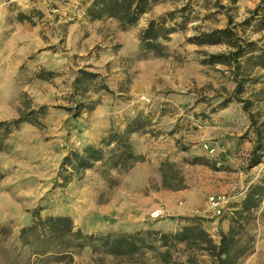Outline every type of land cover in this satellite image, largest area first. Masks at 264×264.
Returning a JSON list of instances; mask_svg holds the SVG:
<instances>
[{
    "label": "rangeland",
    "instance_id": "1",
    "mask_svg": "<svg viewBox=\"0 0 264 264\" xmlns=\"http://www.w3.org/2000/svg\"><path fill=\"white\" fill-rule=\"evenodd\" d=\"M90 2L0 0V121L16 118L27 100L34 106L49 107L40 119L41 127L23 123L3 139L0 224L11 231L3 245L11 255L19 251V228L30 223L34 208L41 209V216L69 215L83 232L96 235L170 232L186 224V218H199L218 242L219 234L227 230L222 221L229 225L227 214L232 204L244 197L251 184L264 178V151L261 162L248 167L255 135L248 128L247 114L235 101L216 109L231 92L229 72L225 66L219 65L222 71L217 72L212 66L197 64L203 57L201 50L214 53L225 47L199 46L186 38L226 24L225 8H231L229 14L239 22L258 4L264 8V0H164L125 32L112 18L97 25L88 21L84 9ZM184 5L185 27L172 33L168 44L172 58L153 63L146 60L137 68L140 61L136 60L141 56L132 50L147 20ZM19 12L30 14L33 24L18 22ZM99 35L107 39L88 48ZM249 37H262L264 42V31ZM78 67L99 73L112 93L106 92L107 98L93 111L72 119L60 106L70 105L71 93L66 88ZM56 68L62 70L63 77L50 82L35 77L40 70ZM137 70L142 76L136 75ZM119 82L122 84L117 87ZM130 84L134 86L132 94L118 93ZM259 104L256 106L264 112V101ZM139 112L151 116V125L131 135L133 153L143 156L132 168L117 172L97 162L73 174L63 187L54 182L56 178L61 182L58 171L68 152L98 143L110 130L123 129L126 120ZM195 157L207 163H196ZM166 161L179 171L181 189L162 187L160 165ZM166 173V181L178 183L169 169ZM213 194L224 195L228 201L227 212L218 219L208 208V197ZM154 209L162 211L161 218L150 217ZM246 228L252 242L239 264H264V197L250 211ZM188 256H195L199 264L209 263L206 252L178 244L171 249L168 262L145 250L128 264H181ZM120 262L86 246L73 250L71 264Z\"/></svg>",
    "mask_w": 264,
    "mask_h": 264
},
{
    "label": "trees",
    "instance_id": "2",
    "mask_svg": "<svg viewBox=\"0 0 264 264\" xmlns=\"http://www.w3.org/2000/svg\"><path fill=\"white\" fill-rule=\"evenodd\" d=\"M164 0H91L84 9V17L88 21L112 18L117 21L122 31L135 26L142 15L152 10L154 5ZM234 1V0H232ZM224 7V6H223ZM231 8H225L226 24L222 28H214L187 37L186 40L196 45H222L220 52L201 50L203 57L201 65H223L229 72V80L234 83L231 92L218 103L216 109L225 107L235 101L241 104V109L249 119L248 128L254 133V146L248 158V167L261 162L264 151V112L259 109L260 101H264V42L262 37L252 40L249 35L264 30V8L260 4L248 10V15L239 22H235L229 14ZM40 14V12H38ZM17 21H27L33 24L30 14L19 12ZM186 23L185 5L160 14L147 20L146 25L139 31V56L151 53L155 56H165L166 44L172 33L184 29ZM262 43V45H261ZM145 53V54H142ZM57 73L52 70H40L35 77L49 80ZM259 85L258 87H256ZM101 91L112 93L104 83L99 73L80 67L75 71L72 81L70 105L60 106L66 110L72 119H76L84 112L92 111L100 103V98H93V94ZM248 93V96L243 95ZM19 109L18 116L10 120L0 121V151L5 150L3 139L21 124L29 123L41 127V118L48 112V105L34 106L30 100ZM215 109V108H214ZM162 115V114H161ZM151 125V116L142 112L126 120L121 130H110L98 143H89L80 149L68 152L60 163L58 177L61 182L55 183L63 187L68 184L73 174H78L93 167L97 162L117 170L126 171L143 156L132 151L131 135L141 132ZM198 163L207 160L195 157ZM171 178H178V183L166 181L168 174ZM162 187L181 189L182 178L179 171L170 162L160 165ZM3 175L0 173V179ZM264 197V178L251 184L244 197L233 203V209L227 214L229 225L225 232L219 234L215 242L199 218H186L188 222L170 232L159 230H144L132 233H105L96 235L85 233L75 225L69 215H40V208L31 211L29 224L19 228L16 240L19 251L15 255L2 243L11 233L10 228L0 224V264H71L72 252L86 246L93 250H100L104 254L121 261L118 264H128L145 250H151L161 261L168 262L171 249L183 244L197 252H206L209 256L208 264H239L250 251L251 236L246 228L250 211L257 208ZM227 212V211H225ZM223 213L222 217L224 216ZM163 249V250H161ZM181 264H199L195 256H188Z\"/></svg>",
    "mask_w": 264,
    "mask_h": 264
},
{
    "label": "crops",
    "instance_id": "3",
    "mask_svg": "<svg viewBox=\"0 0 264 264\" xmlns=\"http://www.w3.org/2000/svg\"><path fill=\"white\" fill-rule=\"evenodd\" d=\"M104 20H107V21H109V20H111V18H103V19H99V20H95V21H91V22H94L95 23V25H97V24H99L100 22H102V21H104ZM116 25H117V22H116ZM225 26V24L222 26V27H224ZM222 27H217V28H222ZM122 31V30H121ZM128 31V30H127ZM264 31V30H263ZM122 32H125V31H122ZM175 33V32H174ZM96 36V35H95ZM138 36V35H137ZM171 38H172V35L170 36V40L167 42V43H165L166 44V52H167V54L165 55V56H155V55H153V54H151V53H147L146 55H147V57L146 58H143L142 56L139 58V59H137L136 61H140L139 62V64H137V68L138 67H140V65H143V62L144 61H146V60H148V62L147 63H153V62H155L157 59H160V58H168V59H170V58H172V53H173V50H172V48H171V46H168V44H169V42L171 41ZM107 38H105V35H99L98 36V38L96 37V38H94L93 39V41H92V44H87V46H88V48H91L92 47V45H94L95 43H97V42H103L104 40H106ZM137 40H138V37H137ZM88 41V40H87ZM84 42V41H83ZM83 42H82V44H83ZM87 43V42H86ZM138 44L136 45V47L132 50L135 54L137 53V52H139V40H138V42H137ZM105 45H106V43L104 44V47H105ZM169 63V62H168ZM197 64H199V65H201L200 63H199V60H198V62H197ZM206 67V66H209V65H201V67ZM220 66H223V65H220ZM219 65H215V66H212L217 72H220V71H222V67H220ZM78 68H80V67H78ZM78 68H75L73 71H72V75H71V77L69 78V82H68V86H67V90L69 91V93H71L72 92V81H73V79H74V76H75V71L78 69ZM124 69H125V67H123ZM134 69H136V68H134ZM51 70H54V71H56V73H57V75L56 76H54V77H52L51 79H49V80H42V79H40V80H42V81H44V82H50V81H53L55 78H57V77H63L64 75H63V72H62V70H60V68H56V69H51ZM136 72V71H135ZM122 74V73H121ZM141 73H140V71H138L137 70V72H136V75L137 76H142V75H140ZM121 76H123V74L121 75ZM125 77H127L126 76V74H125ZM132 79V78H131ZM105 82V81H104ZM106 83V82H105ZM231 83H232V88H231V91H232V89H233V87H234V83L231 81ZM122 83H120L119 82V84L117 83V87H118V85L120 86ZM107 86H108V84H106ZM131 85V84H130ZM128 85L126 88H124L123 90H120L118 93L119 94H132L133 93V91H134V89H133V85ZM108 88L110 89V87L108 86ZM107 93L105 92V91H101V92H99L98 94H94V95H97V97H99L100 98V102H102L103 100H104V98H107V95H106ZM100 104V103H99ZM96 108V107H95ZM94 110V109H93ZM92 110V111H93ZM157 115H158V113H157ZM210 116V115H209ZM245 116V115H244ZM246 117V116H245ZM247 118V117H246ZM133 135H134V133H133ZM134 137V136H133ZM222 227H223V229L224 230H226L227 228H228V223L226 222L225 223V221H222Z\"/></svg>",
    "mask_w": 264,
    "mask_h": 264
},
{
    "label": "built area",
    "instance_id": "4",
    "mask_svg": "<svg viewBox=\"0 0 264 264\" xmlns=\"http://www.w3.org/2000/svg\"><path fill=\"white\" fill-rule=\"evenodd\" d=\"M212 148L209 149L211 153ZM208 208L213 212L216 218H221L226 209H228V201L224 195L213 194L208 197ZM163 215L162 211L159 209H154L150 212V217L152 219L161 218Z\"/></svg>",
    "mask_w": 264,
    "mask_h": 264
}]
</instances>
